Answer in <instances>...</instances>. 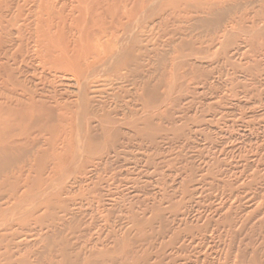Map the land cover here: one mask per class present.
Returning <instances> with one entry per match:
<instances>
[{"label": "rangeland", "instance_id": "obj_1", "mask_svg": "<svg viewBox=\"0 0 264 264\" xmlns=\"http://www.w3.org/2000/svg\"><path fill=\"white\" fill-rule=\"evenodd\" d=\"M25 1L7 0L14 9ZM189 1L145 0L143 76L159 93L146 99L142 133L99 131L58 163L18 160L0 171V183L10 180L0 193V264H236L245 245L246 264L264 258V36L239 29L220 49L230 19L264 14V0H213L236 1L217 27L194 26ZM112 84L105 92L121 94V108L128 99ZM157 107L165 115L152 118ZM131 211L158 216L136 224ZM163 227L165 241L179 234L164 250Z\"/></svg>", "mask_w": 264, "mask_h": 264}, {"label": "bare ground", "instance_id": "obj_2", "mask_svg": "<svg viewBox=\"0 0 264 264\" xmlns=\"http://www.w3.org/2000/svg\"><path fill=\"white\" fill-rule=\"evenodd\" d=\"M235 2L189 1L186 2L187 8H190L187 13L190 14L192 8L196 9L195 15L189 17L197 19L194 26L217 27L223 25V20L229 17L228 14L232 11ZM145 11V0H26L22 5L18 4L15 9L7 0L2 1L0 4L1 172L18 160L35 162L52 160L58 163L74 143L83 147L85 136L93 137L99 131L110 132L126 126L137 136L142 133V125L148 117L149 106L146 99L155 98V93H159V84L151 86L143 76L141 51L144 49V33L141 24ZM230 20L221 34L224 39L220 46L222 51L227 49L226 42L230 41L231 36L239 29L243 33L255 32L254 37L258 41L264 36L262 11L256 12L251 18L243 14ZM130 42L134 54L128 52ZM246 44L252 51L256 42L250 37ZM260 45L263 48L264 43ZM123 51L127 54L124 55ZM242 55L245 57V53ZM117 66L121 70L117 72L116 78H106L108 72ZM192 74L190 72L189 75ZM115 80L119 85L118 89L126 95L124 98L128 99L121 108L117 107L121 94L115 92L112 95L105 92V88L113 85L112 81ZM127 86L131 89H124ZM67 91H72L71 96L74 100L64 97ZM102 94L105 96L103 97ZM109 100L114 102L113 108L108 106ZM119 109H122L121 112ZM154 110L156 114L152 115V118L165 115L160 108ZM109 154L111 152H108L107 157L110 156ZM95 170L97 171L96 168H91L89 173L96 172ZM8 179L0 183V193L10 181ZM14 184L16 188L14 186L13 191H17L20 188L19 184L17 182ZM15 194L16 192L13 195ZM11 199L17 198L9 197L6 204ZM33 207L34 204L19 212L30 211ZM137 215L132 212L128 218L136 224L140 220L150 225L158 216L138 218ZM169 232L166 227L158 232L162 233L163 241L160 244L162 250L174 247L179 239V234L173 231L169 240L165 241ZM3 236L8 237L9 234ZM245 247L244 251H240L236 264H246L248 261L246 255L248 245ZM256 255L251 258L250 263L264 264L263 256L256 257ZM62 257L67 262V255ZM79 259L76 257L74 261L72 259L70 261L72 264H80ZM87 261L86 259L83 262L86 264ZM52 264L56 263L52 262Z\"/></svg>", "mask_w": 264, "mask_h": 264}]
</instances>
